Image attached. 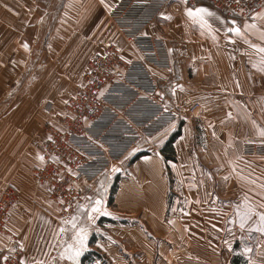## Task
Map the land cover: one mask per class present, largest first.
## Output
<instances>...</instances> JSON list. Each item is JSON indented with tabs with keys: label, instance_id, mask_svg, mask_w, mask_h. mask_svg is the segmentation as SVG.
<instances>
[{
	"label": "crops",
	"instance_id": "0c3cea01",
	"mask_svg": "<svg viewBox=\"0 0 264 264\" xmlns=\"http://www.w3.org/2000/svg\"><path fill=\"white\" fill-rule=\"evenodd\" d=\"M76 1L66 2L76 4L73 9L79 10L78 26H82L91 9L93 13L99 12L92 27L99 30L97 39L102 47L108 41L115 42L123 48L127 60L142 57V52L130 46L134 44L120 34L109 17L104 24L102 18L98 20L102 8L105 9L100 0ZM117 1L106 0L114 5ZM193 5L208 7L220 18L210 21L216 40L207 28L186 19L182 0H173L162 11L173 19L164 20L159 15L145 29L162 44V56L170 63L169 67L148 64V68L157 79L165 102L181 118L180 133L172 142L173 153H165L173 159H166L161 153V145L166 141L159 145L160 149L141 152L131 165L132 175L122 178L109 198L107 208L112 215L98 216L91 226L79 264L88 251L99 256L93 264H246L249 258L257 262L264 259V236L256 232L249 236L245 231L241 239L238 226L226 223L234 218L242 188L250 187L241 176L264 178V154L246 155L242 150L247 140H255L254 144L264 147L254 136L248 119L251 116L264 123V73L253 67L260 57L242 39L233 37L235 43L230 42L225 27L231 25L221 24L236 20L242 27L252 21L229 17L205 0ZM39 8L38 0H0V110L9 108L7 114L0 116V194L5 186L18 190L6 227L18 236L19 243H25L29 254H35L37 246L47 251L49 242L55 243L54 233L60 222L48 188L36 186L32 178L33 168L41 165L36 156L41 154L46 138L43 126L53 121L52 114L45 120L35 107L22 109L28 104L24 103L26 97L22 92L27 91V99L31 100L47 85L67 88L69 97L81 83L87 61L106 49L69 60L65 73L53 57H65L67 29L56 30L47 40L49 56L42 72L29 77L23 86L22 76L35 73L30 72L27 61L30 43L37 40L38 24L43 19ZM260 11H264V5ZM61 12L64 16L65 0ZM29 27L34 30L30 39L26 35ZM249 40L261 43L257 35H251ZM24 43L29 49L22 47ZM72 80L74 86H69ZM236 81L241 87L236 86ZM172 88L176 89L175 95ZM193 102H198L199 108L188 115V106ZM64 103L59 113L64 112ZM228 112L232 113L231 118L227 117ZM229 161L238 165L235 173ZM90 187L93 190L94 184ZM91 233L96 238L92 242ZM70 235L69 232L64 238ZM226 240L231 242V248L224 243ZM6 241L7 237L0 233V248ZM245 246L252 248V252L245 255Z\"/></svg>",
	"mask_w": 264,
	"mask_h": 264
},
{
	"label": "built area",
	"instance_id": "2783aa9c",
	"mask_svg": "<svg viewBox=\"0 0 264 264\" xmlns=\"http://www.w3.org/2000/svg\"><path fill=\"white\" fill-rule=\"evenodd\" d=\"M172 1L118 0L109 13L110 18L122 36L142 52V57L129 64L126 58H118L123 55V51L117 52L118 45L109 43L103 53L88 60L81 83L64 103V112L52 114L53 121L43 126L46 138L41 154L46 163L33 168L32 178L36 186L48 188L60 219L74 214L76 203H84L90 186L109 171L114 162L135 152L133 149L159 146L178 128V114L165 102L157 79L148 68V64L169 67V60L162 56L163 46L156 38L141 35ZM197 1L189 0V5ZM205 1L223 14L240 20L251 19L250 12H258L263 2ZM105 87L107 91L101 96L99 92ZM198 108L199 103L193 102L187 111L193 115ZM48 136L52 139L48 140ZM242 150L246 155L264 154V147L254 143L245 142ZM52 155L59 156L61 163H54L50 159ZM65 165L79 175L72 176ZM17 197L18 190L11 186H5L0 194V233L7 237L5 246L0 249L5 254L11 247L19 251L18 236L6 227ZM61 199L65 201L63 205ZM69 203L72 204L70 209Z\"/></svg>",
	"mask_w": 264,
	"mask_h": 264
},
{
	"label": "snow or ice",
	"instance_id": "6c2138e0",
	"mask_svg": "<svg viewBox=\"0 0 264 264\" xmlns=\"http://www.w3.org/2000/svg\"><path fill=\"white\" fill-rule=\"evenodd\" d=\"M184 4V16L187 20H190L194 23L200 25L201 28H207L210 33H213L212 38L216 40L217 37L214 34L215 30L213 29V25L210 22L211 20H220L216 14L211 11L208 7L204 6H188L189 0H182ZM100 4L103 5L105 9L108 11H112L115 7L114 4L107 3L106 0H100ZM243 12V9H241ZM164 20H171L173 17L170 14H166L161 12L159 14ZM251 23L245 22L241 27L236 20L221 21L222 26L229 24L231 26L225 27L226 38L235 43L233 37L242 39L245 43H248L249 46L255 50V53L259 55V63L253 64L254 68H258L261 73H264V23H260V21H264V11L260 12H250ZM141 35L147 36V32L141 33ZM251 35H257L261 43H251L249 37ZM131 47H135V45H130ZM23 48L28 49V44L24 43L22 45ZM123 51V48L118 45L117 52L120 53ZM169 52H172L173 49H168ZM120 60H124V55H119ZM127 63L131 64L132 61L128 60ZM236 86L241 87L239 81H236ZM177 88H182L181 85H177ZM107 88L101 89L99 94L103 96ZM172 94L175 95V88L171 89ZM163 96V93H161ZM67 103V101H65ZM167 106L165 105V111H167ZM262 114H264V105L261 106ZM228 118L232 117V113L228 112ZM75 119V117H73ZM250 120L253 134L255 137L259 138V143L264 144V123L257 122L256 119L248 117ZM84 120L87 122V117H84ZM174 125L170 126L169 131ZM215 134V133H213ZM48 140H51L52 137L48 136ZM248 143H255V140H247ZM231 134L229 136V144L231 145ZM136 151V149H133ZM36 159L41 162V165L45 164V156L37 153ZM50 159L54 163H61L60 157L56 155H52ZM147 159V158H146ZM242 159V158H241ZM233 165L232 172L237 171L238 165L234 161H229ZM65 170L70 173L72 176H78L79 174L75 172L71 167H67L65 165ZM113 171H117L118 169L113 166ZM57 175L60 173L57 172ZM239 175V173H238ZM63 179V176H61ZM227 179V177H225ZM241 179H246L248 185L246 189L242 188L240 202L236 204L233 210V219L226 221V223H231L234 226H238V231L241 232V239H243V234L245 231L248 232L249 236L252 232H256L264 236V178L257 179L251 177H243ZM195 186V185H192ZM79 187V186H77ZM104 188L103 182L100 183V187L96 189L95 199L92 196H86L85 200L87 203H79L77 202L74 209V214H71L67 218L60 219V225L58 231L54 233L55 243L49 242L48 250L45 251L41 249L39 246L35 249V254H29L26 250V245L23 242L18 244L19 251L17 247H11L7 249L5 254L4 250L0 249V264H79V258L82 255L83 251L86 248L89 228L96 223V219L98 216H110L112 215L105 208V200L104 194L101 189ZM200 201H197L199 203ZM65 201L63 199L60 200V204L63 205ZM68 208H72V204H68ZM67 211V209H64ZM215 228L216 226L213 225ZM224 231H231V229H222ZM71 233L70 237L65 239L64 237ZM25 239H27L25 237ZM224 243L231 248L230 241H224ZM259 247V245H257ZM56 252V255L52 253ZM243 252L245 255L252 252V248L245 246L243 248ZM43 257V258H40ZM246 264H264V259L257 262L249 258Z\"/></svg>",
	"mask_w": 264,
	"mask_h": 264
},
{
	"label": "rangeland",
	"instance_id": "374dc122",
	"mask_svg": "<svg viewBox=\"0 0 264 264\" xmlns=\"http://www.w3.org/2000/svg\"><path fill=\"white\" fill-rule=\"evenodd\" d=\"M66 1L67 0H65V15L63 16L61 9H62V5L64 3V0H38V2L40 4L39 13L41 15H43V19H41V23L38 24L39 26L37 28L38 29L37 40L34 43H30L31 54H30V58L27 61L28 62V68L31 69L30 72H32V73L35 72V73H33L31 76L29 74L22 76L23 86L26 85V82L28 83L29 77H34L36 74L42 72V70L45 66V62L47 61V57L49 56L48 48L46 46L47 42H48L47 40L50 37H52V35L56 32V30H59V29L66 30L67 29V31L65 33V57H62V58H59L58 56L56 58L53 57V59H55L57 62H59V64L57 65L58 67H60L59 70L61 71V69L63 68L65 73L68 72L66 64L68 62H70L71 59L75 60L80 56H81V58H84V56H87L88 53L95 52V51L100 50V49L101 50L105 49L107 44L111 43L110 41H108V42L104 43V46L102 47V43L100 42L99 39H97V38H99V35H97L96 32H98L99 30L97 29V31H96V29L94 27H92L94 24V23H92V21H94L95 18H98L97 13H99V12L95 13L97 10L93 13V11L91 9L86 20L82 21V26H78V24H81L77 21L78 20L77 14H78L79 10L73 9L76 7V4H69V2L67 4ZM80 1L83 2V0H78L76 2H80ZM263 5H264V0H263V2H261V7ZM109 13H110V11L107 12V9L102 8V13H101L102 16L100 15L101 17L98 20H100L102 18L103 24L108 22V20L110 18ZM45 15L47 16V18ZM44 18H46V19H44ZM110 20H111V18H110ZM63 23H65V27L62 26ZM66 24L68 26H66ZM26 35L29 37V39H30V37H32L34 35L33 27H31V28L29 27L26 29ZM96 45H97V49H96ZM92 47H93V50L91 51ZM100 47H102V48H100ZM96 54H98V53H95L94 55H96ZM63 60H65L64 63H62ZM71 66L74 68L73 65H71ZM73 68H71V69H73ZM60 81H62V79ZM66 81H67V78L65 77V82ZM72 83H73V80H72V82L69 81L68 85L74 86V84H72ZM70 84H72V85H70ZM55 86H59V85H55ZM66 86H67V84L65 83V87ZM69 94H70V90H67V88H65V90H61V89H56V88H49L47 85L46 86L44 85L31 100H28L27 99V96H28L27 91H23L22 96L26 97L25 99H23L24 103L25 104L28 103V104H27V106L23 107L22 109H25L28 107L32 109L35 107V108H37V110L39 112H41L43 114V116H45L44 119L46 120V116L49 117L51 114H54L55 112L61 111L60 105H62V103H64V101L68 98ZM11 96H13V93L11 94ZM52 106H53V108H52ZM48 107H51V112H48ZM8 110H9V108H7V106L4 109H1L0 110V116L7 114L5 112ZM187 114L189 115L188 111H187ZM179 120L180 121L178 124V128L174 132H176L177 130L180 129L181 118ZM164 144L161 145V148L164 146ZM158 147L160 149V146H156L154 148H148V150H150V149H151L150 151L156 150ZM148 150L147 149H138L135 152L125 156L122 160L114 162V164L112 165L110 170L107 171L106 173H104L97 180V182L94 184V189L93 190L89 189V191H90L89 196H92L93 199H95L96 189L99 188L100 183L103 182L104 188L101 189V191L104 194L105 205H106L105 208L108 211H110V209L107 208V205H109V203H110L109 198H110V194H111V187L113 186L115 179L117 181V183H116V185H117L119 182L123 181L122 178H125V176L127 177L129 175H132V172H134V171L131 168V165L135 161V160L132 161V158L140 152L147 153ZM113 166H115L118 170L113 171L112 170ZM58 219L60 222L59 215H58ZM90 228H89V230H90ZM89 232H92V231H89ZM94 239H96L95 235H93V233H91V237L89 239L90 242H92ZM88 253H89V251H88ZM84 255L85 254H83V256ZM98 257L99 256H98V254H96V252L94 254L93 253L88 254V256L86 257L84 262H82L81 264H93L95 259Z\"/></svg>",
	"mask_w": 264,
	"mask_h": 264
},
{
	"label": "trees",
	"instance_id": "16d2710c",
	"mask_svg": "<svg viewBox=\"0 0 264 264\" xmlns=\"http://www.w3.org/2000/svg\"><path fill=\"white\" fill-rule=\"evenodd\" d=\"M179 133H180V129L177 130L176 132H174V133L169 137V139L166 140L164 146L161 148V153L165 156L166 159H168V158H169V159H173V157L171 156V154H165V153H166V150H169V152L173 153L172 142H173V140L179 135ZM141 154H142L141 152L138 153V154H136V155L132 158V161L136 160ZM116 183H117V181H116V179H115V182H114L113 186L111 187V194H110V196L113 194V192H114L115 189H116V186H117ZM92 253L94 254L95 252H93V251H89V253H87V254H85L84 256H82L81 261L84 262V260H85L86 257L88 256V254H92Z\"/></svg>",
	"mask_w": 264,
	"mask_h": 264
}]
</instances>
